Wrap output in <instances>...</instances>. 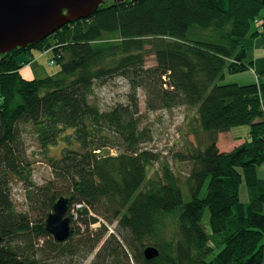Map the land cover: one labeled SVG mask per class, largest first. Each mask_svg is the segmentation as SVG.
<instances>
[{"label": "trees", "instance_id": "16d2710c", "mask_svg": "<svg viewBox=\"0 0 264 264\" xmlns=\"http://www.w3.org/2000/svg\"><path fill=\"white\" fill-rule=\"evenodd\" d=\"M262 32L264 0H123L2 54L0 264H82L95 250L91 264H131L130 256L134 264H264V179L257 175L264 75L250 84L217 83L225 71L250 68L240 39ZM47 50L58 71L25 79L20 69L33 51ZM149 52L156 64L147 67ZM118 76L129 83L128 101L102 110L90 101L94 87ZM140 89L148 110H196L198 144L179 156L191 163L183 181L168 163L149 175L160 155L141 147L148 135L140 129ZM241 125L248 136L221 151L218 134ZM22 126L31 127L54 175L29 192L35 219L15 210L11 194L12 177L30 181ZM61 141L60 157L50 156ZM107 147L116 153L99 154ZM243 181L248 203L240 199ZM63 182L65 190L57 187ZM60 195L69 208L91 212L86 230L71 228L63 242L45 228ZM108 224L114 231L107 235ZM148 245L158 248L157 257L144 256Z\"/></svg>", "mask_w": 264, "mask_h": 264}, {"label": "rangeland", "instance_id": "374dc122", "mask_svg": "<svg viewBox=\"0 0 264 264\" xmlns=\"http://www.w3.org/2000/svg\"><path fill=\"white\" fill-rule=\"evenodd\" d=\"M112 1L113 0H107L106 3H110ZM257 20L259 23L262 20V16H259ZM258 23L252 25V30H255L258 27ZM244 40L245 38L240 39L242 43H244ZM52 58V52L40 55L38 51H35L34 62L30 65H24L21 68V70L24 71V78L31 80L55 74L58 71L59 66L56 63H50ZM155 64V56L149 52L145 57V65L150 67ZM255 81L256 77L252 70L247 68L243 71L235 73L225 71L224 77L218 79L217 83L250 84ZM128 91L129 83L127 79L121 76L114 77L103 84L96 83L94 92L90 96V101L97 104L102 110H108L117 103L126 104L128 101ZM139 111L140 129L144 130L148 135V140L142 143L141 147L157 152L160 155V160L155 161L150 166L149 175H153L156 171H159L162 163H168L179 178L182 181L185 180L190 172L191 163L186 160H182L179 156L185 153L190 146H196L198 144V135L192 131L193 127H197L196 110L188 106L148 110L145 104V92L140 89ZM247 129V125H241L233 127L232 130L234 133H239V135L242 136L246 134ZM21 137L24 140L28 160L30 162L28 166L30 168V181H24L19 178L12 177L11 194L15 210L19 213L27 214L30 218L35 219L40 215L32 208L31 200L28 197L29 192L36 190V188L53 180L54 175L49 164L50 157L48 158L44 150L40 147L30 126L21 127ZM63 147L64 143L61 141L59 144L52 146L49 149L48 154L54 158L60 157ZM102 153L104 155H114L116 153V149L107 147L99 154ZM63 183H57V187L61 190H65L67 188V185ZM185 197L187 198L186 192ZM240 199L243 203H248L249 201L248 188L244 181L240 185ZM78 207L79 205H75L70 208L68 207L67 215L69 216L70 213L73 216V221L71 220V228L75 229L76 227L81 226V230L79 232H84L86 230L84 220L91 215V212H88V215L82 214L78 211ZM262 212L264 214V206L262 208ZM98 226L99 225H90L89 231L94 232ZM202 226L207 232L210 231L208 214H205ZM113 231L114 225L108 224L107 235ZM261 243L264 246V236ZM95 252L96 250L87 259H85L82 264H91ZM130 263L134 264L131 256Z\"/></svg>", "mask_w": 264, "mask_h": 264}, {"label": "water", "instance_id": "95a60500", "mask_svg": "<svg viewBox=\"0 0 264 264\" xmlns=\"http://www.w3.org/2000/svg\"><path fill=\"white\" fill-rule=\"evenodd\" d=\"M104 3L105 0H0V56L41 41L64 24L88 18ZM68 206L69 198L60 195L46 216L45 228L58 242L67 240L71 233ZM1 239L0 235V242ZM143 253L152 259L159 250L148 245Z\"/></svg>", "mask_w": 264, "mask_h": 264}, {"label": "crops", "instance_id": "0c3cea01", "mask_svg": "<svg viewBox=\"0 0 264 264\" xmlns=\"http://www.w3.org/2000/svg\"><path fill=\"white\" fill-rule=\"evenodd\" d=\"M244 45L247 53L245 62L250 65V69L257 80L261 74L264 75V32L259 33L252 38H245ZM34 52L35 51H33L32 60L25 65H30L34 62ZM50 52V50H47L39 53L40 55H44ZM20 73L22 76L24 75V71L21 69ZM262 109L264 111V100L262 102ZM248 132L249 128L247 129L246 134L242 136L239 135V133H234L232 129L227 132H221L218 134L217 145L221 151H230L244 141L249 134ZM236 136H240L241 138L236 139ZM257 175L259 178L264 179V162L257 167Z\"/></svg>", "mask_w": 264, "mask_h": 264}, {"label": "built area", "instance_id": "2783aa9c", "mask_svg": "<svg viewBox=\"0 0 264 264\" xmlns=\"http://www.w3.org/2000/svg\"><path fill=\"white\" fill-rule=\"evenodd\" d=\"M256 23H258V20H256ZM260 24V22L258 23V25ZM50 63L51 64H54V59H51L50 60ZM93 226H95V225H99V223H95V224H92Z\"/></svg>", "mask_w": 264, "mask_h": 264}, {"label": "flooded vegetation", "instance_id": "af4514ba", "mask_svg": "<svg viewBox=\"0 0 264 264\" xmlns=\"http://www.w3.org/2000/svg\"><path fill=\"white\" fill-rule=\"evenodd\" d=\"M107 0H105V3H106ZM112 2H115L114 0Z\"/></svg>", "mask_w": 264, "mask_h": 264}]
</instances>
